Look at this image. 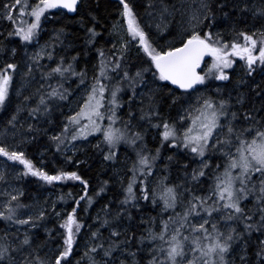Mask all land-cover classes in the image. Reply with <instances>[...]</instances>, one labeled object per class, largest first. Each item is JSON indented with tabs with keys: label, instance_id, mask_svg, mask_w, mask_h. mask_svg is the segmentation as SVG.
Segmentation results:
<instances>
[{
	"label": "snow or ice",
	"instance_id": "snow-or-ice-1",
	"mask_svg": "<svg viewBox=\"0 0 264 264\" xmlns=\"http://www.w3.org/2000/svg\"><path fill=\"white\" fill-rule=\"evenodd\" d=\"M112 3L116 15L107 33L115 39L101 44L100 0L95 9L88 0H0V21L10 25L6 34L0 31V109L12 102L21 50L23 79L39 71L42 81L34 94L25 95L23 84L15 89L16 106L0 132L19 136L14 147L0 144V183L6 185L0 190V264H264V0H148L147 24L133 0ZM74 18L84 30V55L96 54L91 76L87 64L78 68L80 51L56 52L73 47L65 45L63 22ZM47 24L51 35L41 44ZM133 48L134 62L128 55ZM45 59L51 63H41ZM234 66L242 72L234 88L226 95V84L213 88V82H231ZM71 98L78 110L62 113L64 121L56 124L52 113L70 107ZM42 119L59 131L49 134ZM41 134L70 163L87 162L66 152L71 146L75 154L81 149L74 142L91 143L92 137L104 162L123 164V175L114 170L123 196L115 208L105 203L103 217L98 213L95 227L88 226L79 258L85 222L78 208L81 201L94 202L90 181L77 171L37 167L21 145ZM174 163L180 183L168 182ZM29 176L50 186L79 181L83 195L67 212L53 202L50 213L47 201L39 208L24 203V192L9 182ZM110 182L103 180L95 195ZM141 201L159 211L133 225ZM52 215L56 230L46 225ZM41 228L43 238L33 231Z\"/></svg>",
	"mask_w": 264,
	"mask_h": 264
},
{
	"label": "trees",
	"instance_id": "trees-1",
	"mask_svg": "<svg viewBox=\"0 0 264 264\" xmlns=\"http://www.w3.org/2000/svg\"><path fill=\"white\" fill-rule=\"evenodd\" d=\"M134 3L137 5V11L140 15V19L142 20V17L145 13V7L148 4V0H133ZM88 4H91L92 8H96V0H88ZM88 4H85L81 7V14L86 13ZM96 11L101 16V24L103 27H98V30L103 33V37L100 40V43L103 44L105 41L114 39L113 37H110L107 33V29L112 24V18L116 15L114 10V4L112 3V0H100V7L99 9H96ZM105 17H108V19H104ZM67 25L68 30V36L65 40V45L68 43H72L73 47L67 50V53L64 52V49H60L59 52L61 54L66 55H75L77 51L81 52L80 56V63L78 65V68H84L87 64V68L89 66H92L95 63L94 57H95V51H91L88 53V55H84L83 49H84V30L80 28L79 24L75 22V18L72 22L64 21ZM59 26V25H56ZM53 25L47 24L45 25V29L42 32L41 38H43L42 41H47L48 38L51 35V29ZM5 28H3L2 21H0V31L5 32ZM7 29V28H6ZM228 38H231L229 36ZM242 39V38H241ZM41 41V42H42ZM107 47H111V45H106ZM59 55V54H58ZM129 59H131L133 62L136 59V55L132 56L130 54ZM51 63L50 61L47 62V64ZM89 71V70H88ZM232 76L231 82H213V88L215 85H225L226 84V90L225 95L227 94L228 90H232L236 84V80L239 78L240 75H242L241 69L239 66H234V70H229ZM40 74V73H39ZM260 80V77L257 76V81ZM40 82V78H39ZM39 84H37L36 89L39 88ZM35 89V90H36ZM212 94H215L214 92ZM38 99V97H36ZM35 98V99H36ZM33 99L32 104L36 103V100ZM14 99L12 96V102L8 105L7 111L4 109H0V122H3L4 119L8 118V116L11 114L13 110ZM66 108L67 106L63 107V109H56L51 116V119H53L56 124H61L64 121V115L66 114ZM164 111L167 113L169 110L167 108V105L164 106ZM63 113V114H62ZM171 114L173 116L176 115V109H171ZM43 121V119L41 120ZM46 128L50 131H59L58 127H54L53 125L46 124ZM149 140V139H148ZM149 144H152L149 142ZM151 146V145H150ZM24 150L26 151L29 158H31L36 166L38 167V156L44 155L45 163H44V169L50 173H54L60 169H64L67 171H77L79 174H81L85 179H88L90 181V187H89V195H92L94 197L93 204L89 207L87 206L86 201H81L80 207L78 208L79 217L82 221L86 224L90 223L89 216L91 215V212L94 207H97L99 205H104L105 203L111 202V207L115 208L117 207L116 201L122 198L123 193L120 186H117L112 181L107 186V191L105 193H101L99 196H96L95 193L98 190L100 184L103 180H106L107 177L105 175H100L101 168H100V162H101V156L97 152L96 149H89L88 150V156L84 158L83 160H86V163L81 164H74L67 161L64 157V153H59L56 151L54 145L52 142L46 137V135H40L35 141H31L29 143L24 144ZM46 149H50V154H44L43 151ZM123 149V148H122ZM53 154L52 156H50ZM167 155V153H165ZM182 159V157H181ZM74 161V160H73ZM22 167L19 165V168ZM179 165H176L175 163L172 165L171 170L169 172V181L168 182H175L180 183L181 179L183 177L182 172L178 171ZM160 168L157 169L158 173L160 172ZM21 184V190L24 192V196L21 198L24 203H30L33 199V196L40 194L42 192H54L56 189H59L62 196L65 197L63 201H61L62 204L60 206H63L65 209V212L70 211L71 207L75 206V199H78L79 196L83 195V185L80 184L79 181H60L56 182L55 186L45 185L42 181H39L35 177H25L20 182ZM71 193V196L68 194ZM142 205H145L143 208L142 213L137 214V219L132 222L133 225H136L139 223V216L143 215L144 213L150 215V216H156L159 209H153L151 204H148L147 202L141 201ZM87 208V211L84 209ZM178 210V209H177ZM166 218V217H165ZM48 225H51L55 227V230L59 228V225L57 222L52 224H49L48 221L46 222ZM95 227V224L93 225ZM141 227H144L143 225ZM101 231L105 232V235H107V231L102 229ZM40 235V232H39ZM40 238H43L42 235H40ZM77 256V255H76ZM77 258V257H76Z\"/></svg>",
	"mask_w": 264,
	"mask_h": 264
},
{
	"label": "rangeland",
	"instance_id": "rangeland-1",
	"mask_svg": "<svg viewBox=\"0 0 264 264\" xmlns=\"http://www.w3.org/2000/svg\"><path fill=\"white\" fill-rule=\"evenodd\" d=\"M174 3H177L179 4L181 2V0H173ZM190 2V0H189ZM147 5V4H146ZM149 17L144 13L143 17H142V20L141 22L144 23V24H147L148 21H149ZM180 17L179 15L177 16V20H179ZM2 25H3V28L6 27H10L9 23L7 21H2ZM5 28V34H6V29ZM152 31H154V29H152ZM42 35V34H41ZM115 39V37H113ZM49 39V38H48ZM42 39H40V43L43 44L45 41H42ZM42 41V42H41ZM60 49H63L62 47L58 46L57 49H56V52L57 54H61L59 52ZM33 51V49H29V54ZM130 55L132 56H135L136 55V49L133 48L130 52H129ZM17 59V62L21 65V68H20V71L15 75V83H14V86H13V89L11 90V95L13 96V99H14V103L12 105L13 109L15 108L16 106V102H17V97H16V93H15V89L16 88H21V85L23 84V87L21 88V90L24 92L25 95L27 94H34L36 92V86L37 84L39 83H42V81L39 82V78H40V74H39V71L35 72L34 75H35V79H31L29 78L28 81H25L23 79V72H24V64L27 62V59L24 55V52L23 50H21L20 52V55L16 58ZM48 60L45 59L43 61H41V63L43 64H47ZM3 64V61L0 60V65ZM88 72H89V76L92 75V66H89L88 68ZM219 82V81H217ZM195 97H196V93H193V100H195ZM78 98V97H77ZM22 100V97L20 98ZM35 99V98H34ZM37 99V98H36ZM35 99V100H36ZM72 99V103H71V106H67L66 108V114H71L72 110L73 109H76V98H71ZM78 110V109H76ZM21 116V119H25L27 118V111H24V112H21L20 114ZM7 118L4 119L3 122H0V132H2L3 130V125L4 123L6 122ZM40 126L42 127H46V124L43 122V121H40ZM53 131H50L49 134H51ZM48 138V136H46ZM49 139V138H48ZM149 142L150 143H153L152 141V138L149 137ZM89 141L91 143H89L88 141H77V142H74L78 148H80L81 150L80 151H77L75 154H73V152L71 151V146H69V150L66 152V155L68 156H73V160H81V161H86V160H83L84 158H86L88 156V150L89 149H95L93 147V145L96 143V140L93 139L92 137H89ZM19 142V136H17L15 139L11 136V134H9L7 136V138H5L3 135H0V144H6L10 147H14L16 143ZM151 145V144H150ZM24 144L21 145V147L24 149ZM123 148V147H122ZM120 150L119 152V156H120V161L123 162L124 161V157H125V152H124V149ZM44 154H47L49 155L50 154V149H46L43 151ZM53 154H51L50 156H52ZM45 158H44V155H40V157L38 156V167H44V163H45ZM4 163V158L3 157H0V165H2ZM9 164H11L12 162H8ZM75 164V163H74ZM129 164H130V161H129ZM17 168H19V165L17 164L16 165ZM100 168H101V173L100 175H105L107 177V179H110L114 184H116L117 186H120L121 187V184H120V181L119 179L114 175V170L115 171H120V174L123 175V171H122V168H123V164L122 163H117L116 165L114 166H109V162H104L102 160V157H101V162H100ZM158 172V171H157ZM183 178V177H182ZM155 177L153 178H150V180L154 183L155 181ZM23 179L21 180H15L13 178H10V183L18 188L21 189V184L20 182L22 181ZM6 187V185H4L3 183H0V190H3L4 188ZM62 196L59 189H56V191L54 192H42L40 194H37L35 196H33V199L32 201L29 203V204H32L34 205L35 207L39 208V207H42V206H45V201H47V207H48V210L49 212L51 213V205L53 202L56 203V210L57 211H64L65 212V209L63 206H60L61 203V200H59V197ZM4 197L0 196V200H3ZM103 206L102 205H99L97 207H94L92 212H91V215L89 216V219H90V223L86 224V226L82 229V233L83 235L81 236H78V240H79V247L76 249V257L79 258L82 254H83V251H84V247H85V241L87 240V237L88 235L90 234L89 233V228L88 226L89 225H94L95 222H94V218L97 216V214L99 213V215L101 217H103L104 213L101 212V208ZM179 210V209H178ZM144 218L147 219L148 217H150V215L144 213L143 214ZM47 222V221H46ZM56 222V217L54 215L51 216V219L48 220V223L49 224H52ZM125 223H128L127 221ZM47 225V228L49 229H52V230H55V227L51 226V225ZM33 231H38L40 232V235H42V237H44L45 233H44V229H34ZM86 264V262H85Z\"/></svg>",
	"mask_w": 264,
	"mask_h": 264
}]
</instances>
